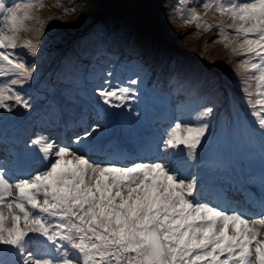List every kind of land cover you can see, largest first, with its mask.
I'll return each instance as SVG.
<instances>
[{"label": "snow or ice", "instance_id": "1", "mask_svg": "<svg viewBox=\"0 0 264 264\" xmlns=\"http://www.w3.org/2000/svg\"><path fill=\"white\" fill-rule=\"evenodd\" d=\"M37 2H0V76L10 77L0 82V110L6 113L32 109L23 89L36 65L28 67L17 49L37 55L41 41L20 36L30 30ZM199 6L231 19L226 27L241 37L232 51L246 57L239 62L246 74L259 73L254 103L247 88L241 91L254 133L264 140V0H199ZM191 22L197 29L212 27L195 6L185 21ZM224 33L221 24L219 35ZM107 77L96 89L98 102L131 112L138 79L113 83L111 72ZM213 111L204 106L196 122L174 121L149 162L107 152L103 136L95 135L105 131L101 124L67 145L32 139L26 148L42 145L43 167L31 172L28 153L0 157V264H264V199L253 215L224 208L216 199L231 184L219 183L211 161L197 159ZM205 183L221 189L212 201L200 199ZM32 236L47 247L29 250Z\"/></svg>", "mask_w": 264, "mask_h": 264}, {"label": "rangeland", "instance_id": "2", "mask_svg": "<svg viewBox=\"0 0 264 264\" xmlns=\"http://www.w3.org/2000/svg\"><path fill=\"white\" fill-rule=\"evenodd\" d=\"M49 1L50 4L48 5H45L40 1L37 2V6L32 13L34 19L28 22L27 25L30 29H39L43 31L42 36L40 34L34 37L33 44H36L38 40L41 41L38 51L44 59L53 57L55 53V47L51 41H48L51 35L60 36L65 32L63 22L64 14H73V22L75 23L78 19L84 18L85 22L81 27L87 28L88 26L94 25V23H91L92 21H97L104 17L105 13L108 14V12H110L112 14L114 12L117 13V11H130V15L133 17V26L136 32L132 31V34L137 40L147 41L149 45L154 48L164 47V45L161 42L155 43L152 38L158 39L159 37L165 40L164 42L168 46L175 47L181 43V35L183 37L189 35V33L182 34L180 30L176 31V29L171 27V24L166 26L167 24L164 23L166 16H168L166 13V7L160 8L155 4L160 0H80L82 5L80 10L73 4V2L75 3L74 0L73 2H68V0ZM173 2L175 3V0H173ZM163 3H166L165 0H163ZM197 3L199 4V0H197ZM72 5L73 12L71 11ZM49 7L54 8L55 11ZM199 8H201L200 13L201 16H203L204 21L215 22L219 30L221 24L225 27V31L228 29L226 26L231 23L229 18L226 16L222 17L214 10L206 11L200 6L197 7V10ZM76 17H78V19H76ZM170 20L174 23L176 21L175 16L171 17ZM218 20H221V24L218 23ZM70 25L71 24L69 23V26ZM155 27H157L156 31H154ZM49 29L53 30V33L50 32ZM126 32L130 33L129 31ZM146 33L149 36H147ZM230 34L233 35L235 32L231 30ZM72 38V36L64 38L65 40L62 43L63 50L69 49L71 45L69 40ZM202 39L205 40V37L203 36V38L194 41L197 47L202 45ZM239 39H241V37L236 35L233 40L238 41ZM189 44H193V40L190 39L188 45ZM237 46L238 45L236 43L235 47ZM172 49L174 48H170V50ZM180 49L183 51L184 55H187L193 60L200 61V65H198L194 73L186 69L179 72L180 78L183 82L195 85V88L192 87L194 90L203 89L204 91H207L212 87H224V90L216 95L219 102L213 105L214 111L212 115L215 117L219 114L218 127L215 130L208 132L206 140L201 147L207 151V156H203L204 159L212 162L214 161L216 154L224 153L228 148H230L232 152L242 154L243 156L239 159L246 164H248L247 157L251 154L255 155L257 162L261 161L258 152L264 140H260L259 138L261 137L254 133L256 123L250 114L249 106L245 103V95L241 91L242 87L247 88V90L252 93L254 103L256 98L255 93L258 90V80L252 78L251 76L258 77L259 73L253 72L246 74L244 69L239 64L240 61L246 59L245 56L242 55L239 59L227 62V60L224 59L225 51L223 49H219V64H223V68H228L223 74H218L216 70L209 69L208 64H206L200 56L194 55L192 51L185 48ZM206 51L207 50L203 51V53ZM179 62L182 67L183 65L181 60ZM238 72L239 76L237 75ZM219 73H221L220 70ZM242 81L247 82L244 84ZM112 82L117 83V79H112ZM198 102H200V100ZM202 109L203 107L200 111H202ZM190 121L196 122L194 119H190ZM207 122L209 123L208 119Z\"/></svg>", "mask_w": 264, "mask_h": 264}, {"label": "trees", "instance_id": "3", "mask_svg": "<svg viewBox=\"0 0 264 264\" xmlns=\"http://www.w3.org/2000/svg\"><path fill=\"white\" fill-rule=\"evenodd\" d=\"M80 1V0H77ZM79 4L81 5V2H79ZM156 5H158L160 8L164 7L163 4V0L158 1L157 3H155ZM82 7V5L80 6ZM110 13L108 12L104 14V17L100 18L99 20H97L94 24V26H98L100 25L101 29L103 32L101 34V40H106V41H110L113 39H119L121 38L122 34L125 31H133L134 30V26H133V17L130 15V11L124 10V11H117V13ZM164 23L166 24V20H164ZM156 26V25H155ZM161 26V25H159ZM164 26V25H163ZM157 27L154 28V31H156ZM157 40H163L161 38L158 37ZM165 41V40H163ZM79 43V40L78 42ZM104 43V42H103ZM206 44L203 45V47L206 50H214L215 47H211L207 42H205ZM76 44V43H75ZM193 48V46H192ZM192 53L194 55L200 56L202 52H197L196 49H192Z\"/></svg>", "mask_w": 264, "mask_h": 264}]
</instances>
